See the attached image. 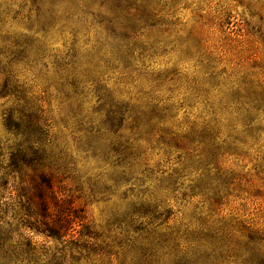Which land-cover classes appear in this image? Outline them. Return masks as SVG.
Instances as JSON below:
<instances>
[{"label":"rangeland","instance_id":"rangeland-1","mask_svg":"<svg viewBox=\"0 0 264 264\" xmlns=\"http://www.w3.org/2000/svg\"><path fill=\"white\" fill-rule=\"evenodd\" d=\"M0 264H264V0H0Z\"/></svg>","mask_w":264,"mask_h":264},{"label":"trees","instance_id":"trees-1","mask_svg":"<svg viewBox=\"0 0 264 264\" xmlns=\"http://www.w3.org/2000/svg\"><path fill=\"white\" fill-rule=\"evenodd\" d=\"M41 179H42V182L45 184L46 187H48V188L51 187V186H50L51 183H50V179H49V178L46 179V178H44V177H41ZM50 194H51V195L53 194V196H54V193H53L52 191L50 192ZM43 200H44V199H43ZM41 201H42V200H41ZM56 202H57V201H56ZM45 209H46V208H45ZM56 228H57L58 231H60V226H58V227H56Z\"/></svg>","mask_w":264,"mask_h":264}]
</instances>
